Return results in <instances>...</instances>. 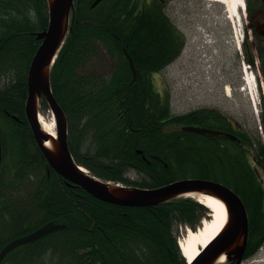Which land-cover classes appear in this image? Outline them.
<instances>
[{"label": "trees", "instance_id": "trees-1", "mask_svg": "<svg viewBox=\"0 0 264 264\" xmlns=\"http://www.w3.org/2000/svg\"><path fill=\"white\" fill-rule=\"evenodd\" d=\"M78 1L72 32L51 72L76 162L104 181L126 186L157 188L197 178L231 187L250 219L245 259L254 256L264 248V180L253 171L250 153L226 138L166 129L231 125L225 115L214 123L206 117L212 112L203 108L172 115L170 96L154 89L153 76L184 50L180 37H169V24L151 12L142 15L138 0H103L94 8L96 0ZM48 25L47 0H0V251L54 226L17 247L2 264H187L179 227L196 230L211 213L207 207L191 198L145 208L108 204L48 165L26 115L29 68L41 44L36 33ZM123 47L134 62L135 79ZM98 57L117 64L108 75L82 73ZM239 136L249 143L248 133ZM224 152L236 155L235 173ZM256 155L264 158V149ZM131 171L141 180L129 178Z\"/></svg>", "mask_w": 264, "mask_h": 264}, {"label": "water", "instance_id": "water-1", "mask_svg": "<svg viewBox=\"0 0 264 264\" xmlns=\"http://www.w3.org/2000/svg\"><path fill=\"white\" fill-rule=\"evenodd\" d=\"M100 1L97 0L95 5ZM47 2L49 25L47 29L36 34L37 39L42 43L29 68L26 113L34 138L49 166L70 185L82 188L100 201L121 207H154L190 195H207L219 199L227 208V225L210 249L204 251L192 264H220L223 256L231 259L232 255L237 259V264H241L249 242V216L241 197L228 186L212 180L188 178L157 188L129 187L104 181L76 162L69 147L68 120L54 96L51 85L52 68L68 34L72 31L75 0H47ZM124 51L136 76L134 63L128 52L125 49ZM43 99L53 111L57 137L47 132L40 122L39 109ZM167 130L204 136L224 135L233 141H239L234 135L205 127L179 125L171 126ZM1 148L0 139V161ZM53 229L54 226L48 224L38 231L11 241L0 251V264L12 250L41 238Z\"/></svg>", "mask_w": 264, "mask_h": 264}, {"label": "rangeland", "instance_id": "rangeland-1", "mask_svg": "<svg viewBox=\"0 0 264 264\" xmlns=\"http://www.w3.org/2000/svg\"><path fill=\"white\" fill-rule=\"evenodd\" d=\"M204 1V6L207 9L204 14L209 23V27L206 28V30L211 29L218 36L213 35L214 37L212 38V34L207 31V33L211 34L210 36L204 34L189 37V44L193 37L191 42L195 45L196 49L185 48L181 56L174 63L168 65L162 72L155 74L153 76V87L157 92L170 96L169 109L172 115H185L200 108H205L206 106L218 107L228 113L232 119H235L244 128L252 132L258 128L260 131V126L264 125L262 122V110L264 105L262 92L258 91V93H256L251 89V96H253L254 99L252 101L248 92L243 94L239 91L240 87L245 85L242 72L244 50L238 49L235 43L234 28L238 38L241 40L239 35L241 25H239L237 19L235 20L233 17L229 18L231 14L227 12L226 6L222 3ZM201 38L202 41H200ZM217 38H219L224 46V60L221 62V65L217 61V55L213 59L214 64L208 60L209 52L213 51V49H208V47L210 45H215L214 39L217 40ZM237 52H239L238 56H236ZM237 57H239L241 63L238 62ZM108 59L109 58L100 59L98 57L90 62L82 70V73L91 74L95 72L97 74L108 75L113 65L117 64L116 60L109 61ZM214 65L216 67H214ZM246 66L248 68V64H246ZM221 67L229 71L225 77L226 80L232 82L233 80L237 81V91L231 98L222 93V85L218 83L219 81H213L216 74H219ZM250 75L251 70L249 69L248 76ZM41 115H43L48 122H50L52 118L54 119L53 112L48 106H45L44 103H42ZM252 166H254L253 162ZM261 175H263L264 178V170ZM128 176L135 181L138 179L141 180L139 174L134 171L129 172ZM191 199L198 202L194 198ZM187 228L190 227L184 225L179 227V240L181 237L185 236L187 233L186 231L189 230ZM199 228L200 227H196V230ZM244 264H264L263 253H258L257 256L244 262Z\"/></svg>", "mask_w": 264, "mask_h": 264}, {"label": "flooded vegetation", "instance_id": "flooded-vegetation-1", "mask_svg": "<svg viewBox=\"0 0 264 264\" xmlns=\"http://www.w3.org/2000/svg\"><path fill=\"white\" fill-rule=\"evenodd\" d=\"M243 3V7L240 10L239 18L241 19V24L244 28V41L240 45V49L244 50V57L249 60V62L253 65L254 71L258 76V80L262 83L264 87V0H240ZM204 0H138V8L139 12L144 15L145 13L151 12L153 17L158 20V22H163L165 24H169V32L167 31L169 37H173L174 35H178L183 43V48L186 49H196L195 45L191 42L193 37L191 38L189 44V37L197 36V35H207L210 36L217 35L214 33L213 30L206 28L209 27L208 19L204 12L207 11ZM125 24H127V18L125 17ZM129 26V25H128ZM174 33H172L171 31ZM209 31L210 33H207ZM127 36V33H124ZM218 36V35H217ZM202 41V38L200 39ZM194 42V41H193ZM189 44V45H188ZM193 44V45H192ZM215 45H210L208 49H213L212 52H209L208 60L214 64L213 59L217 55L218 63L223 62L224 60V46L220 42L219 38L217 40L214 39ZM239 49V48H238ZM239 52L236 53L238 56ZM238 58V62L241 61ZM214 67H216L214 65ZM229 71L226 68H222L219 74H216L213 81H219L222 85V93L227 95L229 98L232 95H235L237 91L236 82L235 80L228 81L225 79L226 75ZM220 75V76H219ZM219 76V77H218ZM225 79V80H224ZM228 83V84H227ZM228 85V86H227ZM242 87V86H241ZM240 87V89H241ZM230 89V91H227ZM240 91V90H239ZM262 91V90H261ZM262 98L264 102V93L262 92ZM206 111H210L211 116L209 113H206V117L208 119H212L214 123H216L218 115H225L230 119L231 125L225 128H209L218 131H222L231 135L237 136L240 141H233L230 138L220 135V136H208L214 137L217 139L226 138L230 142L235 143L237 148L242 147L248 153V158L251 162H253V171L258 176H263L261 173L263 172V165H264V158L260 157V160L257 159V151L260 149H264V126L262 131H259L258 128L254 130V132L250 131L247 128H244L240 123H238L235 119H232L228 113L219 109L218 107L206 106L203 108ZM262 120L264 122V105L262 110ZM248 133L249 135V143L241 138L239 135L240 133ZM222 147L224 145L222 144ZM235 149V148H234ZM227 156L228 159L233 161V167L230 168L234 173L237 170V158L236 155L233 154L232 156L228 153H223V160L224 156ZM253 155V156H252ZM222 171L224 168L222 167ZM234 178L236 176L234 175ZM229 187V186H228ZM231 188V187H230ZM232 189V188H231ZM233 190V189H232ZM246 255V252H245ZM244 255V257H246ZM222 264H237V259L234 255L231 256Z\"/></svg>", "mask_w": 264, "mask_h": 264}, {"label": "bare ground", "instance_id": "bare-ground-1", "mask_svg": "<svg viewBox=\"0 0 264 264\" xmlns=\"http://www.w3.org/2000/svg\"><path fill=\"white\" fill-rule=\"evenodd\" d=\"M222 3L226 6L227 12L231 14L229 18L233 17L235 20L238 17L241 8L243 7V3L240 0H208ZM250 88L254 90L255 82L254 79H248ZM227 91H230L228 89ZM40 121L43 125L44 129L50 134L56 136V123L52 118L50 122H48L43 115H40ZM188 197H193L198 200L204 206L210 209L211 214H209V219L203 220L201 227L197 230L189 229L186 231L184 237H181L179 240V245L181 252L184 254L186 259H188L189 263H192L198 258L201 257L202 251L206 252L210 249L215 240L218 239V235H220L223 229L227 225L228 221V212L225 204L219 199L207 196V195H190ZM218 236V237H217ZM226 261V257L223 256L220 259V264Z\"/></svg>", "mask_w": 264, "mask_h": 264}]
</instances>
